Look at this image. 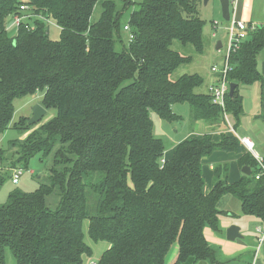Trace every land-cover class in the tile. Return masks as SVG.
Segmentation results:
<instances>
[{
  "label": "trees",
  "instance_id": "16d2710c",
  "mask_svg": "<svg viewBox=\"0 0 264 264\" xmlns=\"http://www.w3.org/2000/svg\"><path fill=\"white\" fill-rule=\"evenodd\" d=\"M98 2L102 10L92 20ZM199 2L0 0V137L10 128L22 135L29 131L7 149L0 147V160L12 150L27 167L38 154L52 155L53 162L49 183L30 192L16 189L0 204V264L7 263V249L17 264H85L94 258L85 220L94 243H109L96 264H165L175 243L174 264H222L205 237L206 227L221 231L222 197L239 198L244 214L264 222V175L256 178L259 163L243 152L238 136H192L166 159L164 142L154 134L152 112L179 120L173 109L179 103H189L193 118L211 125L231 114L237 127L244 114L240 85L263 82L258 54L264 22L230 54L227 78L237 86L225 109L199 91L202 75L172 79L181 64L193 60L172 48L175 40L205 50ZM23 3L35 17L11 36L7 19ZM40 16L56 21L58 40ZM125 25L133 34L127 44ZM38 91L41 104L55 115L37 127L29 125L30 116L13 122L15 100ZM216 151L240 154L239 165L249 166L251 174L229 182V165H216L213 185L205 191L203 159ZM53 195L59 197L56 208L48 201Z\"/></svg>",
  "mask_w": 264,
  "mask_h": 264
},
{
  "label": "rangeland",
  "instance_id": "374dc122",
  "mask_svg": "<svg viewBox=\"0 0 264 264\" xmlns=\"http://www.w3.org/2000/svg\"><path fill=\"white\" fill-rule=\"evenodd\" d=\"M134 8H138V5L132 7L130 10ZM234 8L235 5L231 4L230 5L231 14H237L238 19H242L248 23L255 25L262 24L264 22V0H238L236 12ZM101 10H102L101 4L100 2H98L95 7L92 20L98 19ZM130 10L126 11L122 17L123 26L124 24L127 23L129 13L131 12ZM198 11L200 17L205 22L203 29V41H204L205 50L203 53H199L196 51L195 47L192 44L184 45L180 41L175 40L172 44V48L174 50L179 51L183 55L192 56L193 60L191 62L181 64L173 72L172 79H177L184 74L198 73L205 78V83L199 89V91L208 93L210 82L215 81L217 78V73H214L212 71V66L214 64L221 65L223 62V55L226 52V44H227L226 27L229 25V21H226L223 18L221 0H201V2H199L198 4ZM11 20H12L11 17L7 19L8 24L10 23L8 30L11 36H14L16 34V27L11 26ZM215 22H217L216 27L214 25ZM48 26H49V36L51 37V39L57 40L58 38H60L61 29L56 24L54 19H52V22H50ZM214 32L216 33V35H213ZM121 34L125 43L127 44L129 40V32L125 30L123 27V29L121 30ZM218 41L222 42L223 45L222 49L216 48ZM121 48H122V44L118 43L117 49H121ZM258 62H259V69L261 71V68L264 67V48L258 54ZM259 89H260L259 83H255L253 85H240V93L244 97L243 108H244L245 116L244 117L242 116L243 117L241 120L242 124H239L238 130L235 133L238 137L242 136L241 133L242 130L251 129L254 132V129H256L257 133H263L264 131V120L259 119L257 121H254L252 118V114L256 111V106L258 105L257 101L258 99H260L259 95H261ZM42 98H43V92L38 91L34 96L16 99L15 100L16 112L14 114L13 122L18 120V118L21 115H25L27 113H29V115H32L34 105L41 103ZM26 100L31 101L32 104L30 105L29 109H26V111L24 113L22 112L23 114H21L19 111H24L25 109L23 108L20 109V107H22L23 102ZM173 109L176 114L182 116L181 119L170 121L161 118L156 112H152L151 114L154 123V134L163 140L165 145V156L169 155L170 150L174 146L176 147V145L179 143V141L182 138H185L188 135L199 134L198 132L200 130V126H203L205 128L207 127L208 129H209L208 125L212 126L210 123H207L206 121L195 120L192 116L193 113L192 106L189 103L175 104ZM55 112H56L55 109L48 110L47 114L43 117L41 122L37 123L35 127L39 126L41 123L48 121L50 118H52L55 115ZM209 132L214 134V132L210 131V129ZM28 133L29 131L27 132V134ZM21 137H22V133L19 130L10 128L1 135L0 145L3 149H7L9 147V142L11 140L18 139ZM242 147L243 149L245 148L243 144ZM257 148L262 154H264V145L262 147L257 146ZM245 149H246L245 152H249L253 155L252 151H250L247 148ZM10 153L13 154L12 158L13 157L15 158L14 159L15 162L11 161L12 158L9 159L8 155H10ZM5 156L6 159L2 161L3 169L0 171V204L5 203L7 201L9 193L13 192L16 189L30 192L36 190L43 183H49L50 168L52 167L53 164L52 155L44 158L42 157V154H38L30 160L28 167L25 166V164L22 162H17L18 156L17 154L14 155V152L12 150L7 152ZM216 163L219 164V162ZM15 168H23L24 170L23 175L20 177L19 183L16 184L12 182V176ZM208 170L210 169L208 168ZM208 170L204 171L206 188L210 186L212 187L213 179H214V175L212 173H209ZM58 200L59 197L57 195H53L49 197L48 201L50 207L56 208ZM219 210L222 211V206L220 205H219ZM90 211L92 212V207H90ZM223 213L224 212L222 211L219 214V225L221 230H222L221 219L224 218ZM238 215L242 216L244 214L242 212L238 214L234 213L233 218L237 220ZM206 228H210V227H206ZM210 229L214 232H218V233L220 232V231H215L212 228ZM252 230H254L253 234L256 235L255 234L256 228L252 227ZM84 232H85L86 242L90 244L94 249V255H93L94 258L92 259L95 260L99 259L102 253L104 252V250L108 248L107 246L109 245V243L105 241H101L99 243L93 242V240L88 235V220H85ZM241 240H242L241 238H237L235 239V241L234 240H226V241L239 242ZM173 245H177V243ZM210 245L216 249V253L218 254V256L222 254L221 252H223V249L222 247L221 248L219 247L220 245H218V247L213 245L212 243H210ZM244 260H245L244 257H239L238 259H236L235 262H232V264H246ZM199 263L211 264L208 260H201L198 261V263L196 264ZM6 264H17L13 253L9 249H7ZM85 264H87V262ZM227 264H231V262L229 261Z\"/></svg>",
  "mask_w": 264,
  "mask_h": 264
},
{
  "label": "crops",
  "instance_id": "0c3cea01",
  "mask_svg": "<svg viewBox=\"0 0 264 264\" xmlns=\"http://www.w3.org/2000/svg\"><path fill=\"white\" fill-rule=\"evenodd\" d=\"M236 8H237V5H236ZM235 12H236V9H235ZM232 16L234 18L238 19L237 14H232ZM239 20H242V19H239ZM60 32H61V30H60ZM216 48H217V46H216ZM261 71L263 74V82H257V83H259V86H260L259 91H260L261 95H259L260 99H258V101H257L258 105L256 106V111L252 114V118L254 121H257L259 119L264 120V102H263V100H264V67L261 68ZM210 83H212V82H210ZM251 85H253V84H251ZM35 94L25 96L22 98L31 97V96H34ZM243 99H244V97H243ZM14 104H15V102H14ZM31 104H32L31 101H27V100L24 101L23 105H22V107H20V109L23 108L25 110L19 111V112L21 114H23L26 111V109H29ZM261 107H262V109H261ZM15 108H16V105H15ZM21 116L28 117L31 115H29V113H27V114L21 115ZM244 116H245V114H243V117ZM243 117H241V120ZM241 120H240V124H242ZM197 121H201V120H197ZM202 121H205V120H202ZM234 123H235V119L230 114L228 119H225L221 123L216 124V125H212V126L208 125V127H209L210 131L214 132V134L212 133L214 140H219L221 133H227V134H235L236 133L239 125L237 127H235ZM209 129L207 127L205 128L203 126H200V130L198 132L199 134L188 135L187 137H192V136H195V137L199 136L200 137V136L204 135L205 133H210ZM241 133H242V136H240L239 138H242V137L249 138L254 143L255 150L262 157H264V154H262L257 148V146L262 147L264 145V131H263V133H257L256 129H254V132L251 129H247V130H242ZM26 135H27V133L22 135L21 138H24ZM187 137L182 138L179 141V143L183 139H186ZM0 147H1V145H0ZM174 147L170 150V152L171 151L172 152L171 153L169 152V155L165 156L166 159L171 158L172 153L174 151ZM245 148L243 149V152L246 151ZM229 153H231V154H229ZM239 157H240V154H237L234 152H228V153L226 151L213 152L210 156L205 157L203 159V176H204V178H205V174H204L205 172L204 171L208 170V168L210 169V170H208V172L212 173L214 175V167L218 164L216 162H219V164L227 163L229 165V171H228V181L229 182H235V181L240 180L242 177H244L247 174H245L243 172L242 167L239 165V162H238ZM2 169H3V163L0 160V171ZM213 182H214V179H213ZM205 185H206V183H205ZM210 188H211V186L208 188L205 187V191H209ZM219 205L222 206V211L224 212L223 213L224 218L221 219L222 230L218 233V232L212 231L210 228H205L206 239L210 243H212L213 245H215L217 247H218V245H220L219 247L220 248L222 247V249H223V252H221L222 253L221 255L218 256V254H217L218 261H220L222 264L223 263L227 264L230 261L232 264V262H235L236 259H238L239 257H244V259H245L244 261L246 262V264H264V242H260V240H259L260 233L257 230L259 227H261V228L264 227V222H262L259 218L255 217V216L244 214L242 212L241 200L235 196L228 195V194L224 195L222 197ZM240 212H242L244 215H242V216L238 215L237 220H235L233 218L234 213L238 214ZM233 224L238 225L240 227V233L242 234V237H238V238H241L242 240L239 242H227L226 241V240H229V239H227V229L229 226H231ZM252 227L256 228V231H255L256 235L253 234L254 230H252ZM107 247H109V245ZM178 248H179L178 244L173 245L171 251L167 254L165 264H173L175 262L177 254H178ZM86 260H87V258H85L84 262L88 263L89 260H87V261ZM201 264H207V263H201Z\"/></svg>",
  "mask_w": 264,
  "mask_h": 264
},
{
  "label": "built area",
  "instance_id": "2783aa9c",
  "mask_svg": "<svg viewBox=\"0 0 264 264\" xmlns=\"http://www.w3.org/2000/svg\"><path fill=\"white\" fill-rule=\"evenodd\" d=\"M230 5L234 4L236 9L237 1L238 0H229ZM30 7L29 5L23 3L20 5L19 12L13 14L11 16V26L16 27V33L18 31V28L21 24H24L29 20L32 19L34 14L29 12ZM231 11V9H230ZM47 24L52 22V17L50 16H40ZM56 22V21H55ZM26 24L29 28H33L32 25ZM10 24V23H9ZM9 24L8 27L9 28ZM57 24V23H56ZM215 27L217 25V22L214 23ZM255 24L248 23L244 20L236 19L232 16L229 20V25L226 27L227 31V44H226V52L223 55V62L221 65L214 64L212 66V71L214 73H217V78L215 81L210 83L209 86V93L212 96V101L219 105L221 108H226V97L229 94L230 91V82L228 81V72L231 70L230 66V54L232 51L237 50L241 43L249 38L250 32L254 31L256 29ZM125 30L129 31V26L125 25ZM213 35H216L214 32ZM133 39V34H129V40ZM223 48V45L220 49ZM230 114L225 112V119H228ZM241 143L250 151L253 152V155L255 156L257 162L259 163V166L261 168V171L257 173L256 178H260L262 175H264V157H262L254 148V143L247 137L240 138ZM165 159L162 160L164 162ZM24 170L23 168H15L14 173L12 176V182L18 183L20 180V177L23 175ZM258 232L260 233V242H264V227H259ZM95 259H90L87 264H96Z\"/></svg>",
  "mask_w": 264,
  "mask_h": 264
},
{
  "label": "water",
  "instance_id": "95a60500",
  "mask_svg": "<svg viewBox=\"0 0 264 264\" xmlns=\"http://www.w3.org/2000/svg\"><path fill=\"white\" fill-rule=\"evenodd\" d=\"M222 3V12H223V18L226 21H229L231 18V11H230V1L229 0H221ZM222 42L218 41L217 43V49L221 48ZM237 83H231L230 84V91L229 95L230 97L234 96L235 89H236ZM47 114V109L40 103L35 104L33 107L32 115L30 116L28 123L29 125H34L43 119V117ZM12 153L8 155L9 159L12 158ZM242 170L245 174L250 175L251 174V168L249 166L242 167ZM238 237H242V234L240 233V227L238 225H231L227 229V238L229 240H235Z\"/></svg>",
  "mask_w": 264,
  "mask_h": 264
}]
</instances>
